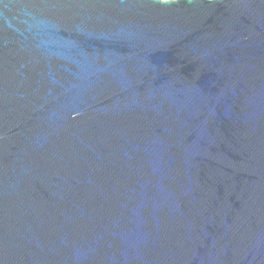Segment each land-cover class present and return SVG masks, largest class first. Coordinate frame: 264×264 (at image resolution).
I'll return each mask as SVG.
<instances>
[{
    "label": "water",
    "instance_id": "obj_1",
    "mask_svg": "<svg viewBox=\"0 0 264 264\" xmlns=\"http://www.w3.org/2000/svg\"><path fill=\"white\" fill-rule=\"evenodd\" d=\"M0 264H264V0H0Z\"/></svg>",
    "mask_w": 264,
    "mask_h": 264
}]
</instances>
